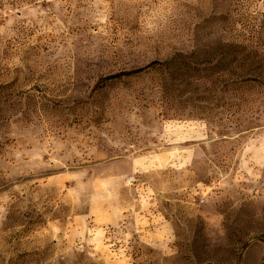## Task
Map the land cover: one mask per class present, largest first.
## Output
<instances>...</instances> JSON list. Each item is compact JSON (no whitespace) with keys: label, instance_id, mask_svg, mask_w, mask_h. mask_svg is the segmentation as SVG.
<instances>
[{"label":"rangeland","instance_id":"rangeland-1","mask_svg":"<svg viewBox=\"0 0 264 264\" xmlns=\"http://www.w3.org/2000/svg\"><path fill=\"white\" fill-rule=\"evenodd\" d=\"M260 12L0 0V264H264Z\"/></svg>","mask_w":264,"mask_h":264},{"label":"trees","instance_id":"trees-1","mask_svg":"<svg viewBox=\"0 0 264 264\" xmlns=\"http://www.w3.org/2000/svg\"><path fill=\"white\" fill-rule=\"evenodd\" d=\"M257 16H261L262 24L259 27L254 28V31H252V34H254L253 39L259 40L262 38L261 35H264V12L258 13ZM241 36H245L244 33H240ZM264 46V45H263ZM149 67V66H148Z\"/></svg>","mask_w":264,"mask_h":264}]
</instances>
